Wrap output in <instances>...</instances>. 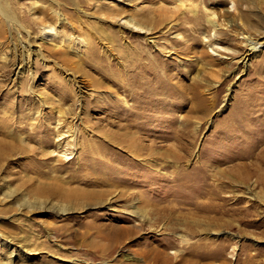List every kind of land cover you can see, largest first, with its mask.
<instances>
[{"label": "rangeland", "instance_id": "374dc122", "mask_svg": "<svg viewBox=\"0 0 264 264\" xmlns=\"http://www.w3.org/2000/svg\"><path fill=\"white\" fill-rule=\"evenodd\" d=\"M0 4L11 264H264V0ZM73 190L116 204L57 211Z\"/></svg>", "mask_w": 264, "mask_h": 264}, {"label": "bare ground", "instance_id": "6f19581e", "mask_svg": "<svg viewBox=\"0 0 264 264\" xmlns=\"http://www.w3.org/2000/svg\"><path fill=\"white\" fill-rule=\"evenodd\" d=\"M0 16L2 18L7 17V15L5 14V12L1 8V4H0ZM9 20L11 22H13V20H11V19H9ZM126 23H127V25L132 26L134 29H136V30H138L140 32L141 31H144V33L147 34L150 31L148 28H146V27H144L142 25L137 24L133 18H127L126 19ZM213 27H215V26H213ZM103 34L104 33L102 32V35ZM55 48H56V46L54 45L53 49H55ZM255 49H256V45L255 44H251L250 45V49L248 50L247 56H249V55L251 56V54L255 51ZM37 56L40 57L41 56L40 53H38ZM42 62H44V61H42ZM75 85L77 86V88L80 91H82L83 89H85V86L83 84L81 85V82L75 81ZM104 194H102L100 196H97V195H94V194H91V193H84V192H81V191H78V190L68 191V192H66V193L63 194V198L65 199L66 204H64V205L60 206L59 208H57V211L62 212V213L70 212V211H77V212H79L82 209L86 208L89 204L98 205V206H101V207H104V208H112V210H113V208H114V206L116 204V202H115L116 197L113 196V194L112 195H110V194H108V195L105 194L104 195ZM2 198L5 199V200H6V198H9L10 199L11 198V195L5 193V194L2 195ZM215 199H217V198H214L213 200H215ZM36 205L35 204H31L30 207L35 208ZM20 207L21 206H19L18 208H20ZM42 207H43V205H42ZM36 208H41V206L40 205L39 206L37 205ZM54 208H56V207H54ZM138 212L140 213L139 210H138ZM138 212L134 210V211H130L129 213L131 215H134L135 217L137 216L138 219L140 220V222L143 224V221L142 220L145 221L146 219H144V216L143 215L141 216V214L139 216V213ZM142 224H141V226H137V225L134 226L133 229H136L138 227H140V229H141ZM161 230H164V227H162ZM153 231L155 233H158V231H155V230H153ZM192 234L194 235L195 232H193ZM177 237H178L177 239L180 241V243H182L184 245L187 244L185 242H188V239H186L185 237L180 236V235L177 236ZM102 239L104 240L103 237H102ZM0 243H1V245H2L3 248L10 249V252L5 257L4 261L2 263H0V264H11V257L10 256H12L13 254H15L16 251H17V249L15 247L13 248V246H11L10 242L5 238V236H3L1 234V232H0ZM149 252H150V253H148L149 255H145V258H144L145 261H146V262L144 261L145 264H171L173 262V259L170 256H173V258L175 259V261L177 262V264H182V263L184 264L185 262H187V261L184 260V257L182 256V253H181L180 250L172 251V252H170V254L169 253L167 254L165 251H157L155 253L154 252L152 253V251H149ZM25 254H26V257H25L26 259H31L27 253H25ZM127 258H128V256L125 257V259H127ZM178 258H180V259H178ZM132 260L137 261L136 259H132Z\"/></svg>", "mask_w": 264, "mask_h": 264}]
</instances>
